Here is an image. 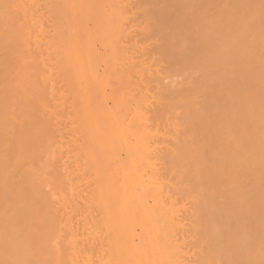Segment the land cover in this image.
I'll use <instances>...</instances> for the list:
<instances>
[{
	"label": "bare ground",
	"instance_id": "1",
	"mask_svg": "<svg viewBox=\"0 0 264 264\" xmlns=\"http://www.w3.org/2000/svg\"><path fill=\"white\" fill-rule=\"evenodd\" d=\"M0 264H264V0H0Z\"/></svg>",
	"mask_w": 264,
	"mask_h": 264
}]
</instances>
